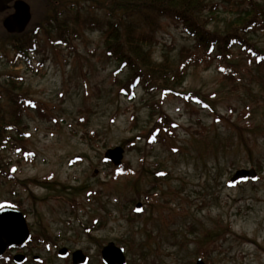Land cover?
Instances as JSON below:
<instances>
[{
    "label": "rangeland",
    "instance_id": "rangeland-1",
    "mask_svg": "<svg viewBox=\"0 0 264 264\" xmlns=\"http://www.w3.org/2000/svg\"><path fill=\"white\" fill-rule=\"evenodd\" d=\"M47 1L36 0L22 35L7 36L0 26V85L38 106L18 121L24 136H13L30 156L12 143L0 150V208L27 209L40 239L33 252L44 264H72L77 250L87 264H104L102 250L114 242L126 264H264V67L237 45L225 75L217 50H198L180 24L162 17L150 57L176 68L187 56L176 88L192 95L164 97L138 86L130 99L120 92L129 68L115 73L103 33L87 28L60 43L46 22ZM75 1L55 0L61 9ZM206 2L214 7L209 32L221 41L243 37L264 52V15L246 20L251 9L264 11V0ZM252 21L261 27L247 32ZM31 38L37 48L27 52L29 62L16 54ZM3 104L14 120L11 104ZM163 115L171 132L161 128L150 143ZM118 146L124 156L117 167L105 155ZM240 169L258 178L231 185ZM61 248L68 257L58 256Z\"/></svg>",
    "mask_w": 264,
    "mask_h": 264
},
{
    "label": "trees",
    "instance_id": "trees-1",
    "mask_svg": "<svg viewBox=\"0 0 264 264\" xmlns=\"http://www.w3.org/2000/svg\"><path fill=\"white\" fill-rule=\"evenodd\" d=\"M83 2L88 5L80 7L79 0H76L70 6L65 5L61 9V6L56 5L55 0H51L52 9L46 21L48 27L51 32H60V36L63 38H59L57 41L63 44L68 41L66 38L72 33L78 36L81 31L83 32L87 28L101 31L104 36L106 56L115 59L118 63L115 73L123 72L125 68H129V77L120 88V92L130 99L136 96L138 86H143L147 91L159 90L164 97L173 95L189 99L192 95V93L176 88L187 73L189 67L187 56L186 61L182 60L176 68L170 67L165 62L156 64L150 57L148 47L157 42L155 34L162 17L171 19L176 25L180 24L185 33L195 38L198 50L207 55L217 50V56L220 59L219 68H223L221 72L225 75L229 73L228 70L232 69L230 67V50L237 45L248 56L254 57L259 67H264V52H259L243 37L230 35L221 41L217 34L207 30L209 16L214 14V7L206 0H83ZM62 5L64 4L62 3ZM82 10L85 12L83 13ZM249 12L247 21L250 20L251 15L255 16L257 13L264 15L263 9L259 7H255ZM247 21L239 18L238 23ZM260 23L250 22L246 26V31L252 30L257 24L258 27H261ZM72 24L74 27L71 26ZM5 33L11 37L23 34L9 33L7 30ZM36 43V39L31 38L29 45L26 44L29 46L27 51L24 50L26 45L19 46L16 56H24L30 62L27 52L35 51ZM8 77L13 78L9 75ZM11 83L15 82L11 81ZM19 88L16 85L14 87V89ZM200 100L203 102L202 99ZM3 102L11 104L10 116L13 115L14 120L7 116L9 108H6L7 105H4ZM31 108L38 109L32 98L0 85V150L6 149L12 143L11 146L25 152V156H30L27 149L19 146L18 142H14L13 136L18 135L20 138L24 136L25 132L21 129L18 121L22 118L23 112ZM169 121L165 115L161 117L147 138L150 143H152L151 140H157L156 137H158L161 128L171 132L172 123H168Z\"/></svg>",
    "mask_w": 264,
    "mask_h": 264
},
{
    "label": "water",
    "instance_id": "water-1",
    "mask_svg": "<svg viewBox=\"0 0 264 264\" xmlns=\"http://www.w3.org/2000/svg\"><path fill=\"white\" fill-rule=\"evenodd\" d=\"M6 3L7 0H0V3ZM1 9V8H0ZM16 12L4 21V27L11 32H21L31 19L29 6L26 3L17 5ZM124 149L115 147L109 149L105 155L107 159L119 166L122 163ZM248 179L256 180L257 172L252 169H240L231 178V183L236 184L239 181ZM137 208H142V203L137 204ZM29 236L27 222L21 212L15 209L5 208L0 210V255L13 244L24 243ZM63 249L61 254L66 252ZM103 260L106 264H126V256L124 249L117 246L114 242H110L102 251ZM87 256L81 250L73 253V264H86ZM196 264H206L202 258H198Z\"/></svg>",
    "mask_w": 264,
    "mask_h": 264
},
{
    "label": "flooded vegetation",
    "instance_id": "flooded-vegetation-1",
    "mask_svg": "<svg viewBox=\"0 0 264 264\" xmlns=\"http://www.w3.org/2000/svg\"><path fill=\"white\" fill-rule=\"evenodd\" d=\"M23 2L29 6V11L31 13V19H30L29 23L26 25L25 29L21 32L8 31L4 27L5 19L10 17L11 15H13L17 10L16 9L17 5H20ZM35 2H36V0H7L6 3H4V2L0 3V8H1L0 9V26H2L3 30L4 31L7 30L9 33H25V31L28 30V28L30 27V25L32 23L31 21L33 19L34 7L36 6ZM48 2H49V0L47 1V3ZM6 207H11V206H6ZM11 208L15 209L16 211L21 212L22 215L24 216V218L27 222V225H28L29 236H28V239L24 243L13 244V245L9 246L4 251V253H2L0 255V263L1 264H44L45 258H43L40 255L33 252L34 249L36 248V246L40 245V243H38V242H40L39 241L40 239H38L37 243H36V236L38 234H35L32 231L31 225L29 224V220H28L27 209L21 208L18 203H17V206H14ZM63 249H67V248H61L57 254H58V256H61L62 258H66L70 254L69 250L67 249L66 252L63 253V255H62L61 251ZM73 253H71L72 259H73ZM102 262L104 264H106L103 261V259H102ZM72 264H73V262H72Z\"/></svg>",
    "mask_w": 264,
    "mask_h": 264
}]
</instances>
